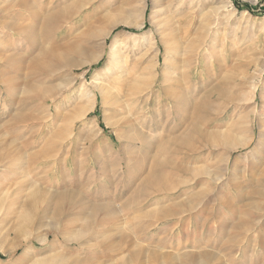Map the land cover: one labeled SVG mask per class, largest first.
I'll return each instance as SVG.
<instances>
[{
    "label": "rangeland",
    "instance_id": "1",
    "mask_svg": "<svg viewBox=\"0 0 264 264\" xmlns=\"http://www.w3.org/2000/svg\"><path fill=\"white\" fill-rule=\"evenodd\" d=\"M29 1L31 9L26 10L18 0H0V264L49 259L59 264L64 257L69 260L65 264H72L73 258L84 264H264V195H260L264 193V73L259 75L264 67V0H172L171 7L169 0ZM161 7L166 10L162 14L157 12ZM52 14H60L58 22ZM163 16L171 22L169 27ZM47 17L53 23L46 22ZM125 19L129 24H118L108 39V51L115 44L125 64L107 77L110 53L101 52L100 38L88 35L113 20ZM11 23L28 26L34 39L14 30ZM74 43L93 48L80 56L84 65L69 71L61 68L58 55L67 53ZM99 56L101 61L90 63ZM35 59L55 73L46 77L31 73ZM92 81L104 95L94 90ZM27 82L41 87L47 101L20 102ZM253 83L258 91L251 96ZM130 85L139 87L129 102L125 93ZM87 91L98 94L95 108ZM178 95L186 96L190 106L179 112L187 119L176 126L168 110ZM196 102L201 109L193 119L191 105ZM26 107L35 112L37 120L19 124L13 117ZM128 121L147 125L144 132L149 136L151 129L158 132L164 122L165 131L152 135L151 148L194 126L200 132L189 133L187 148L180 153L174 147L162 155L155 150L134 153L133 146L126 147ZM171 128L178 133L169 136ZM227 138L247 146L230 152L222 147ZM128 150L146 171L157 157L187 167L190 173H164L175 189L141 200L134 211L122 206L117 225L100 223L80 244L58 238L54 232L69 219L75 227L70 225L66 236L74 238L86 225L83 219L75 221L77 213L63 214L62 223L53 221V213L43 222L29 214L19 217L35 185L46 189L49 197L74 191L79 174L85 185L94 173L96 151L118 163L124 156L126 169ZM45 151L50 152L47 157ZM139 164H133L134 174L140 173ZM131 180L133 187L140 183L137 178ZM88 189L90 196L97 193L87 184L84 190ZM98 191L103 195L105 189ZM130 194L123 193L116 203L130 204ZM104 239L113 247L121 243L125 252L110 257L109 250L98 245Z\"/></svg>",
    "mask_w": 264,
    "mask_h": 264
},
{
    "label": "bare ground",
    "instance_id": "2",
    "mask_svg": "<svg viewBox=\"0 0 264 264\" xmlns=\"http://www.w3.org/2000/svg\"><path fill=\"white\" fill-rule=\"evenodd\" d=\"M19 1V6L23 7L24 9L28 10V9H31L30 8V1L29 0H18ZM17 2V1H16ZM167 3V2H166ZM168 7H171V3H172V0H169L168 1ZM73 5V4H72ZM71 5V6H72ZM164 6V5H162ZM166 6V5H165ZM8 7V6H7ZM14 7V5H13ZM72 8V7H71ZM6 9V8H5ZM8 9V8H7ZM23 9V10H24ZM64 9V8H63ZM166 9L168 10V8L166 7ZM61 10V9H60ZM58 10V12L60 11ZM65 10V9H64ZM63 10V12H64ZM25 11V10H24ZM166 11L164 7H161L159 9V11H157L158 13L161 12H164ZM3 12V11H2ZM66 12V11H65ZM57 13V11H56ZM61 14V13H60ZM60 14H52L54 15L52 20L53 21H56L57 19L59 20V15ZM66 14V13H65ZM4 15V14H3ZM58 15V16H57ZM68 15V14H67ZM50 16V15H49ZM62 16V14L60 15ZM162 16V15H161ZM166 16V15H165ZM51 17V16H50ZM50 17H47L46 19V22L48 21V19ZM163 18L165 19L164 21H166L165 25L167 27H169L171 25V22L169 20H167V18H165L163 16ZM51 19V18H50ZM49 19V21H51ZM58 20L56 22H58ZM217 21V20H216ZM52 22V21H51ZM160 22V21H159ZM26 23V22H24ZM50 23V22H49ZM53 23V22H52ZM120 23H126V24H129V22H127V20H123V21H119V20H113L112 22L108 23L107 25H105L104 27L101 28V30L99 31H92L91 33H89V38H100L102 41H101V44L99 45L102 49V53L104 54H108L110 53V65L108 66V68L105 70V74L107 77H109V75L111 74H114L116 72V69L119 70L118 68L121 67L120 64H125V63H122L124 62V60L121 59V57L117 56L118 52L116 53L115 52V49H114V45L111 46V49L110 51H108L109 49V46H108V39L111 37L110 35L112 34L113 30L118 26V24ZM164 23V22H163ZM8 24V23H7ZM6 24V25H7ZM12 24V23H11ZM14 24V22H13ZM12 24V25H13ZM19 23V25H13V26H10L12 27L14 30H17L18 32H20L21 34H25V36L29 39H34L33 37H31L32 34H30V29L28 26H26L25 24H21ZM46 24V23H45ZM44 24V25H45ZM48 24V23H47ZM10 25V24H8ZM51 25V24H49ZM56 25V24H55ZM161 25V24H160ZM31 27V25H29ZM52 26L54 27V25L52 24ZM51 26V27H52ZM162 26V25H161ZM33 27V26H32ZM44 27V26H43ZM47 27V26H46ZM50 27V28H51ZM42 28V27H41ZM49 28V27H48ZM139 28H142V27H139ZM33 29V28H32ZM31 29V30H32ZM35 29V27H34ZM45 29V28H44ZM43 29V30H44ZM93 30V29H92ZM167 30V28H166ZM184 31V30H183ZM34 32V31H33ZM32 32V33H33ZM37 32H35L36 34ZM39 33V32H38ZM40 34V33H39ZM173 34V33H172ZM175 34V33H174ZM173 34V35H174ZM183 35L185 34V36L188 34L187 33H182ZM181 34V35H182ZM180 35V36H181ZM167 36V34H166ZM179 36V34H178ZM182 37V36H181ZM183 38V37H182ZM37 39V38H36ZM35 39V40H36ZM176 39V37H175ZM28 40V39H27ZM177 40V39H176ZM195 40V39H194ZM178 41V40H177ZM36 42V41H35ZM86 42V41H85ZM181 42V41H180ZM194 42V41H193ZM34 43V42H33ZM32 43V44H33ZM179 43V41H178ZM176 44V43H175ZM182 44V43H181ZM193 44V43H192ZM195 44V43H194ZM178 45V44H177ZM176 45V46H177ZM98 46V45H97ZM116 46V45H115ZM191 47V45H189ZM91 47L93 48V45H91ZM91 47L87 44L83 45L78 43V44H75L73 46H70L68 47L67 49V53H63L61 52V54L59 53V58L58 60L60 61V66L61 68H65L69 71L75 69V68H78V67H81L82 65H84V63L81 62L80 60V56L84 55V53L86 52V50L88 49H91ZM95 47V46H94ZM179 46H177V49ZM43 49V48H41ZM176 49V47H175ZM192 49V48H191ZM197 49V48H196ZM44 50V49H43ZM45 51V50H44ZM50 51V50H49ZM48 51V52H49ZM119 51V50H118ZM47 52V54H49ZM51 52V51H50ZM43 53V51H42ZM53 53V52H51ZM178 53V52H177ZM46 54V56H48ZM120 54V52H119ZM42 55V54H41ZM103 55V54H102ZM53 57V55H51ZM36 59H39V58H36ZM35 59V60H36ZM101 57H92L91 60H90V63H94V62H99L101 61ZM40 60V59H39ZM39 60H36L34 62L33 60V69H34V72L33 70H31L32 72L31 73H37L39 74V77L40 75H43V77H46V76H49V74H54L55 72L53 71H50V68L49 66H44L41 62H39ZM41 61V60H40ZM86 64V63H85ZM259 64V63H258ZM261 67V66H260ZM31 69V67H30ZM120 71V70H119ZM71 73V72H70ZM74 73V72H73ZM264 73V67L262 70L259 71V75L260 76H263L262 74ZM32 75V74H31ZM33 76V75H32ZM55 76V75H54ZM259 76V77H260ZM51 77V76H50ZM49 77V78H50ZM246 77V76H245ZM141 78V77H140ZM139 78V80H140ZM245 79V78H244ZM96 80V79H95ZM28 81V80H27ZM74 81V80H73ZM136 81V80H135ZM134 81V82H135ZM150 81V80H149ZM36 82V81H35ZM147 82V80H146ZM255 82V80H254ZM139 83V82H138ZM145 83V82H144ZM148 83V82H147ZM92 84H93V88L95 91H99L102 95H104L102 89H100L99 85L97 82H93L92 81ZM131 84V83H130ZM134 84V83H133ZM142 84V83H141ZM261 84V83H260ZM59 86V85H58ZM45 87V86H44ZM68 87V86H67ZM123 87V86H122ZM139 86H135V85H130L128 86L129 88V92L128 93H125L129 99H127V101L130 102V100H132V98L134 99V97L136 96V89H138ZM41 88V87H40ZM38 87L35 86V84H32L30 82H27L25 85H24V88H23V91L22 93L25 91V94L24 95V99L20 98L21 101L20 102H25L28 100L31 101L32 103L33 102H39V101H47V96L46 94L44 93L43 89H40ZM124 88V87H123ZM127 89V87H126ZM251 89L250 91V94L251 96H254L255 93L258 91V86L257 85H254L253 83V86H251V88H249V90ZM124 90V89H123ZM128 90V89H127ZM245 91V90H244ZM89 91L85 92L87 93L86 94V97H89V100L93 103H91L93 105V108L96 107V102H97V93H95L94 91L91 92L90 94L88 93ZM138 92V91H137ZM165 92V91H164ZM167 93V92H166ZM210 93V92H209ZM220 93V92H219ZM186 94V93H185ZM223 93H221L222 95ZM23 95V94H22ZM125 95V96H126ZM248 95V94H247ZM106 96V95H105ZM124 96V97H125ZM169 96V95H168ZM250 96V97H251ZM248 97V96H247ZM208 98V97H207ZM242 98V97H241ZM246 98V97H245ZM172 99V97H171ZM240 99V98H239ZM247 99V98H246ZM249 99V98H248ZM174 100V102H172L170 105L171 108L168 110V118L169 119H173L174 122H175V125L177 126V122H183L185 121L187 118L184 119V117H181L179 112L183 111L184 107L185 106H190V100L187 99L186 96L184 95H178V97H176L175 99H172ZM116 101V100H115ZM114 101V102H115ZM126 101V102H127ZM242 101V100H241ZM128 102V103H129ZM14 103V102H13ZM31 105V103H29ZM90 104V105H91ZM115 104H117V102H115ZM119 104V103H118ZM25 105V104H24ZM28 105V103L26 104ZM166 105V104H165ZM137 106V105H136ZM25 107V106H24ZM189 108V107H188ZM25 109H28V107H26ZM25 109L24 111L20 112V114L18 113L17 115H13L16 119L17 122L20 123H23V124H26V123H29V122H33L34 120H37V116L35 114V112L31 109H28L27 111L28 112H25ZM194 110L192 114V118L193 116L196 115V113L198 111H200L201 107L200 105H197V102L194 104L192 103L191 105V110ZM82 110V109H81ZM84 110V109H83ZM86 110V109H85ZM89 110V109H88ZM24 112V113H23ZM86 112V111H85ZM88 112V111H87ZM195 112V113H194ZM86 114V113H85ZM166 114V113H165ZM87 115V114H86ZM178 115V118H176V116ZM85 116V115H84ZM83 116V117H84ZM80 117V116H79ZM78 117V118H79ZM82 117V116H81ZM71 118V117H70ZM191 118V119H192ZM72 119H73V116H72ZM77 119V118H76ZM76 119H74L75 121H77ZM80 119V118H79ZM129 119V118H128ZM166 119V118H165ZM169 119L167 121H169ZM194 119V118H193ZM71 121V120H70ZM75 121H71L72 123L75 122ZM157 121V120H155ZM165 121V120H164ZM171 121V120H170ZM169 121V122H170ZM197 121V120H195ZM129 122V123H128ZM127 123H125V125L127 127H129V133L127 134V144H126V147H130V146H133L134 149V153H141V150H146V151H156L155 153L156 154H163V152L167 151V149H169L170 147H174L175 149H179L177 151H179L178 153H180V149L184 148L187 146L188 142L190 141L191 137L189 136V133H195V132H200V129L199 127H192V129L188 132H183L181 134H179V136H175V137H172L171 139H168V140H165V141H160L158 144L159 145H154L153 148H151L152 146H149L148 147V143L150 145V139L152 137V135H157V133H160V134H163L161 132L165 131L164 130V122L163 124L160 123L159 125V128L157 129L158 132L154 130H150V133L152 134L151 136H149V134H146L144 132L145 128H147V125L144 126V124H141V123H136V122H133L130 123V121H128ZM142 122V121H141ZM144 122V121H143ZM159 122V120H158ZM198 122V121H197ZM145 123V122H144ZM154 123V122H153ZM156 123V122H155ZM166 123V122H165ZM74 124V123H73ZM77 124V123H76ZM157 124V123H156ZM174 124V123H173ZM180 124V123H179ZM17 125V124H16ZM72 125V124H71ZM70 125V127H71ZM75 125V124H74ZM73 125V126H74ZM124 125V124H123ZM73 126L71 127V129L73 128ZM157 126V125H156ZM174 126V125H173ZM2 127V126H1ZM14 127V126H13ZM175 127V126H174ZM179 127V126H178ZM177 127V128H178ZM181 127V126H180ZM170 128V127H169ZM149 129V128H148ZM168 129V128H166ZM180 129V128H179ZM183 130V129H182ZM1 131V130H0ZM168 134L169 136L171 135H176L178 133L177 129H174L171 128L168 130ZM167 132V131H166ZM180 132V130H179ZM219 133V132H218ZM226 134V133H225ZM123 136V135H122ZM159 136V134H158ZM196 136V135H195ZM161 137V136H159ZM223 137V136H222ZM233 137V136H232ZM1 138V136H0ZM5 138V137H4ZM3 138V139H4ZM2 139V138H1ZM212 139V138H211ZM222 139V138H221ZM230 139V138H229ZM228 138L223 142V148L224 149H227V150H231L232 149H235L236 147H241V146H247L246 144H243V143H239L238 141H234V140H229ZM5 140H8V139H5ZM121 140H123L121 138ZM255 140V139H254ZM125 141V140H124ZM10 142H8L7 144L5 143V146L9 145ZM161 143V144H160ZM14 144V143H13ZM248 144V143H247ZM96 145V143L94 144V146ZM219 145V144H218ZM99 147V146H98ZM5 148V147H4ZM18 148V147H17ZM16 148V149H17ZM187 148V147H186ZM214 148V146H213ZM7 149V148H6ZM20 149V148H19ZM18 149V151H20ZM97 148H95L94 150H96ZM141 149V150H140ZM4 150V149H3ZM11 150V149H10ZM50 150V149H49ZM48 150V151H49ZM124 150H125V147H124ZM130 150V148H129ZM127 152V155L129 156L128 158V161H127V165H126V169L124 167V156H123V159L118 163L116 162V160H114V158H110L108 156H105L103 154L105 153H100L99 151H96L95 152V161H96V164L93 166V171L94 173L91 174V176L89 177V180H87L88 182H86L88 184V186H92L94 189L96 188L97 189V193L95 195H89L90 192V189L88 190H84V186L87 185L85 184L84 185V180L82 179V175L79 174L78 175V180L76 181L75 183V190L74 191H70V190H66L64 192H61V193H58L56 195H54L53 197H49L48 195V192L45 191V190H42V189H36V185L34 186L35 189H33V194H32V198H29L26 203H24V210L26 209L25 213H23L22 216H19V217H25L29 216V218H32L33 216H36L37 219L40 221V222H43L45 218L49 217L48 214L50 213H53V221L56 223H59L61 221V218L62 221H65L63 214L66 215L67 213H77V219L75 221H78L79 219H83L86 223V225L82 226V228L79 229V233H77L74 238H67V233L69 232V228L72 227H75V225H71L69 224V219L67 220L68 221V224H66L67 222L65 221L64 222V226L62 227H59L58 229H56L54 232L56 233V236L58 238H63L65 239L67 242H69L71 239L73 240V242H76V243H79L80 244V240H82L83 238H85V236L87 235H91L94 230L99 226L100 227V223H105L106 224H109V225H117L118 224V219H119V213L120 212V209L122 206L124 208H127L129 211L130 210H135L137 207H138V204L141 200L144 201L147 200L148 197H150L151 195H161V194H164V193H169L171 192L173 189H175L173 187V185L171 184V180L170 178L166 177L164 173H172L173 174H176V173H184L185 172H189L190 173V170L187 168V167H178L177 165H174L171 161L167 159H164V160H159L156 159L157 157H155L153 160H152V163H150L151 165L148 167V172L144 169V166L143 167H140V164L139 162L137 161H134V157L132 158L129 154L130 152ZM183 150V149H182ZM9 151V150H8ZM16 151V152H18ZM111 151V150H109ZM145 151V152H146ZM104 152V151H103ZM118 152V151H117ZM150 152V153H151ZM8 153V152H7ZM11 153V152H10ZM9 153V154H10ZM44 156H48L47 154H49L50 152H47L45 151L44 152ZM98 153V154H96ZM185 153V152H184ZM9 154L6 156H9ZM19 154V153H18ZM40 154V153H39ZM53 154V153H52ZM60 154V153H59ZM58 154V155H59ZM161 154V155H162ZM177 154V153H176ZM175 154V156H177ZM17 155V154H16ZM137 155V154H136ZM153 155V154H152ZM160 155V156H161ZM11 156V155H10ZM14 156V154H13ZM22 155H20L21 157ZM34 156V154H33ZM50 156V155H49ZM155 156V154H154ZM179 156L181 157V154H179ZM42 157V156H41ZM52 157H55V156H52ZM58 157V156H57ZM56 157V159H57ZM139 156H137L138 158ZM163 157V156H162ZM178 157V156H177ZM5 158V157H4ZM14 158H17V157H14ZM175 158V157H174ZM46 159V158H45ZM98 159V160H97ZM170 159V158H169ZM7 160V159H5ZM4 160V161H5ZM40 160V159H38ZM137 160H140V159H137ZM143 160V159H142ZM178 160V159H176ZM147 161V160H146ZM145 161V162H146ZM150 162V161H149ZM139 164V172L140 173H137V174H134L132 171L133 168V164ZM177 163V162H176ZM179 163V162H178ZM180 164V163H179ZM135 167V166H134ZM146 167V166H145ZM198 168V167H197ZM165 169H168L169 171L165 170ZM204 169V168H203ZM68 170V169H67ZM192 170V169H191ZM209 170V169H208ZM195 171V170H194ZM202 171V170H201ZM208 172V171H207ZM213 173V172H212ZM84 174V173H83ZM77 175V174H76ZM145 175V176H144ZM194 175V174H193ZM196 175L198 176V174L196 173ZM215 175V174H214ZM144 176V177H143ZM171 176V175H170ZM169 176V177H170ZM141 177H143L141 179ZM215 177V176H214ZM217 177V176H216ZM77 178V176H76ZM133 178H137L138 181H140V183L138 185H136L135 187H133L134 184H132V180ZM195 178H197L195 176ZM212 178V177H211ZM172 179V177H171ZM174 179V178H173ZM172 179V180H173ZM215 179V178H214ZM96 180V182H94ZM24 182V181H23ZM29 182V181H28ZM27 182V183H28ZM175 182V180L173 181ZM215 182V181H214ZM26 183V181L24 182ZM33 184V183H31ZM180 184V182H179ZM21 185V184H20ZM23 186V185H22ZM26 185L24 184L23 187H25ZM179 186V185H178ZM32 186H30L31 188ZM133 187V188H132ZM26 188V187H25ZM23 188V190L25 189ZM29 188V187H28ZM27 188V190H28ZM101 189H105V192L102 193L103 195L99 194V191L98 190H101ZM22 190V189H21ZM29 192V190H28ZM174 192V191H173ZM261 192V191H260ZM24 192H22L23 194ZM123 193H127V194H130L132 196V202H130V204H125V205H120V203H116V199L122 197V194ZM26 194V193H24ZM210 194V193H209ZM264 195L263 192L260 193V195ZM26 196V195H25ZM128 196V195H127ZM199 196V195H198ZM205 196V195H204ZM8 197V196H7ZM4 196V199L7 198ZM27 198V197H26ZM131 198V197H129ZM204 198V197H203ZM3 199V200H4ZM125 199V198H124ZM123 199V201H124ZM99 200H102V201H105V202H100ZM129 201V200H128ZM197 202V201H196ZM44 203L46 204L45 206V209L42 208V206L44 205ZM144 203V202H143ZM22 208V207H21ZM42 208V209H41ZM164 208V207H163ZM177 208V207H176ZM29 209V210H28ZM173 209V208H172ZM178 209V208H177ZM42 210V211H41ZM160 209H158L159 211ZM191 210V208L189 209ZM23 211V210H22ZM154 211V209H153ZM152 211V212H153ZM157 211V213H158ZM170 211V210H168ZM172 211V210H171ZM137 212V211H136ZM87 213V215H86ZM149 213V211H148ZM153 214V213H151ZM150 214V215H151ZM146 215V214H145ZM159 215V214H158ZM123 216V215H122ZM152 217V215H151ZM166 217V216H165ZM149 218V217H148ZM156 218V214H155V217ZM20 219V218H19ZM160 221H161V218H159ZM165 218H163L164 220ZM24 220V219H23ZM101 220V221H100ZM120 220H123V218ZM158 220V219H157ZM61 221V223H62ZM100 221V222H99ZM124 221V220H123ZM125 222V221H124ZM129 222V221H128ZM201 222V221H200ZM82 223V222H81ZM123 223V222H122ZM241 223V222H240ZM239 223V225H240ZM84 224V223H83ZM121 224V223H120ZM242 224V223H241ZM245 224V223H244ZM71 225V226H70ZM98 225V226H97ZM103 224H101L102 226ZM122 225V224H121ZM97 226V227H96ZM242 226V225H241ZM241 226H239L241 228ZM245 226V225H244ZM121 227V226H120ZM236 227V226H235ZM147 228V227H146ZM237 228V227H236ZM98 229V228H97ZM96 229V230H97ZM118 229V228H117ZM124 230V228H122ZM127 229V228H126ZM125 229V230H126ZM248 229V228H247ZM246 229V230H247ZM129 230V229H127ZM135 230V228H134ZM242 230V229H241ZM244 230V229H243ZM250 230V229H249ZM247 230V231H249ZM22 232V230H20ZM19 231V233H20ZM116 231V230H115ZM136 231V230H135ZM147 231V230H146ZM122 232V231H121ZM127 232V231H126ZM129 233V232H127ZM13 234V232L11 233ZM11 234H9L11 236ZM123 234V232H122ZM121 234V236H123ZM131 234V233H130ZM131 237V236H130ZM64 240V241H65ZM108 239H104L102 240V242L98 245H100L99 247H101V245L104 246L105 244V247L102 246V248L105 250V249H108L109 251L106 253L107 255H109L110 257H114L116 254H121L124 251V246H121V243H119L120 245H115L114 247L111 245H108L107 244V241ZM129 240V239H128ZM131 240V239H130ZM129 240V241H130ZM136 242V241H135ZM125 244V243H124ZM95 247L97 248V246L95 245ZM128 247V246H127ZM130 248V247H129ZM151 250H153L151 248ZM154 250H156L154 248ZM127 251V249H126ZM99 252V251H98ZM158 252V251H157ZM204 252V251H203ZM206 252V251H205ZM209 252V251H208ZM139 253V252H138ZM184 253V252H183ZM105 254V255H106ZM134 254V253H133ZM167 254V253H166ZM169 254V253H168ZM203 254V253H202ZM201 254V255H202ZM205 254V253H204ZM95 255V254H94ZM106 255V257H107ZM171 255V254H170ZM196 255V254H195ZM206 255V254H205ZM212 255V254H211ZM108 256V257H109ZM117 256V255H116ZM198 256V255H197ZM207 256V255H206ZM156 258H158L156 255L154 256ZM196 257V256H195ZM200 257V256H199ZM209 257V256H208ZM206 257V259L208 258ZM215 258V256H213ZM54 258V257H53ZM58 258V256H57ZM60 258V257H59ZM68 258V257H67ZM70 258V257H69ZM72 258V257H71ZM81 258V257H80ZM197 258V257H196ZM75 258L72 259V264H80L81 262L84 264V262L80 259L78 261H75L74 260ZM210 259V258H209ZM208 259V260H209ZM213 259V258H212ZM77 260V259H76ZM198 260V258H197ZM214 260V259H213ZM88 261V260H87ZM92 261V260H91ZM196 261V260H195ZM212 260L210 259V262ZM69 262V260L65 259V257L63 258L62 262H60L59 264H65ZM194 262V261H193ZM54 260L53 259H49V260H46V261H38V262H35L34 264H54ZM81 263V264H82ZM88 263V262H87ZM90 263V262H89ZM88 263V264H89ZM190 263V262H189ZM86 264V263H85ZM194 264V263H193Z\"/></svg>",
    "mask_w": 264,
    "mask_h": 264
}]
</instances>
